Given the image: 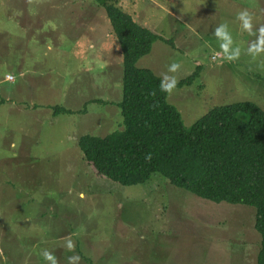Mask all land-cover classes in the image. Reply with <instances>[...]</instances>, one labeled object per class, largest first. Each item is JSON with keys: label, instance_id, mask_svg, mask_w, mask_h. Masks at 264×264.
Instances as JSON below:
<instances>
[{"label": "rangeland", "instance_id": "1", "mask_svg": "<svg viewBox=\"0 0 264 264\" xmlns=\"http://www.w3.org/2000/svg\"><path fill=\"white\" fill-rule=\"evenodd\" d=\"M112 2L173 42H156L138 68L160 78L178 63L169 74L177 83L201 68L192 86L167 97L186 129L218 107L249 102L264 111V56L246 54L264 25V0ZM76 8L88 10L77 40L39 16L53 10L60 19L62 9ZM241 10L253 18L251 35L236 19ZM221 22L241 48L234 62L223 54L213 61L212 30ZM121 56L94 0H0V264H46L45 248L57 264L73 254L79 264H257L254 209L207 202L161 176L123 187L84 161L81 137L122 130ZM90 101L105 104L89 103L79 114ZM56 107L75 114L54 116Z\"/></svg>", "mask_w": 264, "mask_h": 264}, {"label": "trees", "instance_id": "2", "mask_svg": "<svg viewBox=\"0 0 264 264\" xmlns=\"http://www.w3.org/2000/svg\"><path fill=\"white\" fill-rule=\"evenodd\" d=\"M94 2L105 12L122 54V99L116 104L122 130L102 138L81 137L84 161L98 176L123 187L161 176L207 202L254 209L260 237L257 264H264V111L249 102L218 107L186 129L167 102L169 93L160 90V78L137 66L156 42L173 46L172 40L138 25L112 0ZM199 70L175 88L192 86ZM89 103L104 102L90 101L78 113L87 114ZM53 114L75 113L56 107Z\"/></svg>", "mask_w": 264, "mask_h": 264}, {"label": "clouds", "instance_id": "3", "mask_svg": "<svg viewBox=\"0 0 264 264\" xmlns=\"http://www.w3.org/2000/svg\"><path fill=\"white\" fill-rule=\"evenodd\" d=\"M236 19L240 22V28L251 35L253 31V18L251 14L247 10H241L237 13ZM255 32V40L251 41L246 49V54L253 59L264 56V25L257 26ZM212 34L216 38L219 47V51L213 53V58L221 54H223L224 60L227 62H234L240 58L241 48L234 43L233 35L226 22L217 24L213 28ZM179 67L178 63H169L166 71L161 74L159 88L162 92L171 93L175 89L177 84L176 77L169 74L176 73ZM146 158H150V155ZM64 247L71 251L74 248L73 241L65 239ZM40 256L46 264H57L54 254L46 248L40 251ZM79 262L80 256L77 254L67 257V264H79Z\"/></svg>", "mask_w": 264, "mask_h": 264}, {"label": "crops", "instance_id": "4", "mask_svg": "<svg viewBox=\"0 0 264 264\" xmlns=\"http://www.w3.org/2000/svg\"><path fill=\"white\" fill-rule=\"evenodd\" d=\"M63 10L64 9L61 10L62 14L60 19L54 18L53 10H44V13L42 11L39 13V16H47L48 19L53 22V24L57 23L62 25L66 33L71 29V34L70 36L67 35V38L77 40L79 37H81V34H79L81 31L80 27H83V25L88 21L86 18V16H88V10L86 8H76L65 11ZM82 36H84V34Z\"/></svg>", "mask_w": 264, "mask_h": 264}, {"label": "built area", "instance_id": "5", "mask_svg": "<svg viewBox=\"0 0 264 264\" xmlns=\"http://www.w3.org/2000/svg\"><path fill=\"white\" fill-rule=\"evenodd\" d=\"M218 58H220V56H217V57L213 58V61H215V60L218 59Z\"/></svg>", "mask_w": 264, "mask_h": 264}]
</instances>
